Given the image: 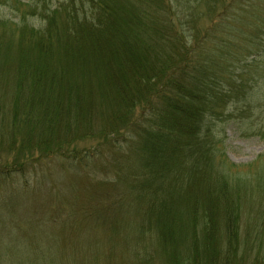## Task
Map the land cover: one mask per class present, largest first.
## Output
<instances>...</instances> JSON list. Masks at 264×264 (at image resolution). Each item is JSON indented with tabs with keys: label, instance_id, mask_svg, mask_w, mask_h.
Returning a JSON list of instances; mask_svg holds the SVG:
<instances>
[{
	"label": "trees",
	"instance_id": "trees-1",
	"mask_svg": "<svg viewBox=\"0 0 264 264\" xmlns=\"http://www.w3.org/2000/svg\"><path fill=\"white\" fill-rule=\"evenodd\" d=\"M2 7L0 264H264V0Z\"/></svg>",
	"mask_w": 264,
	"mask_h": 264
},
{
	"label": "rangeland",
	"instance_id": "rangeland-1",
	"mask_svg": "<svg viewBox=\"0 0 264 264\" xmlns=\"http://www.w3.org/2000/svg\"><path fill=\"white\" fill-rule=\"evenodd\" d=\"M26 1V0H25ZM57 0H55L56 2ZM59 1V0H58ZM61 1V0H60ZM172 2L182 1V0H171ZM1 16L6 19H13L17 21L15 18V13L11 11L9 8L2 7L0 9ZM228 139L226 143V153L231 162L238 165H248L257 160V158L264 154V139L259 138H250L243 139L239 133L235 131V128L230 126L228 128ZM57 162V160H55ZM50 204H48L46 209H49ZM45 210L43 206H37L33 212L38 214H42Z\"/></svg>",
	"mask_w": 264,
	"mask_h": 264
}]
</instances>
